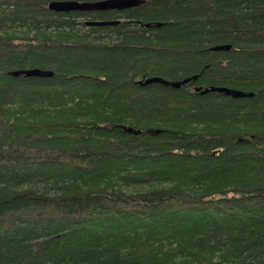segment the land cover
<instances>
[{
	"label": "trees",
	"instance_id": "obj_1",
	"mask_svg": "<svg viewBox=\"0 0 264 264\" xmlns=\"http://www.w3.org/2000/svg\"><path fill=\"white\" fill-rule=\"evenodd\" d=\"M49 1L0 0V264H264V0Z\"/></svg>",
	"mask_w": 264,
	"mask_h": 264
},
{
	"label": "water",
	"instance_id": "obj_2",
	"mask_svg": "<svg viewBox=\"0 0 264 264\" xmlns=\"http://www.w3.org/2000/svg\"><path fill=\"white\" fill-rule=\"evenodd\" d=\"M146 0H51L48 2V7L50 9L56 11H69V10H109V9H124L128 7H135L140 4L145 3ZM88 25H108V24H116L118 23L117 19H96V20H88L86 22ZM149 25V23H146ZM158 22L156 25H160ZM213 49H228L230 48L229 44H218L212 47ZM11 74L19 75L25 74L30 76H48L52 75L53 71L48 69H42L39 67H25V68H17L9 71ZM197 74L191 75L182 79H166L161 76H150L143 77L142 79L137 80L140 84L150 83V82H161L166 85H171L174 87H179L187 82L194 81L197 79ZM195 90L200 91L201 93H206L209 91H217L222 92L227 95H231L232 97H241V96H249L253 93L248 90H242L237 88H232L228 86H218V85H210L203 87L201 85H195ZM128 131H133L131 127H126ZM135 133L139 132V130H135Z\"/></svg>",
	"mask_w": 264,
	"mask_h": 264
},
{
	"label": "flooded vegetation",
	"instance_id": "obj_3",
	"mask_svg": "<svg viewBox=\"0 0 264 264\" xmlns=\"http://www.w3.org/2000/svg\"><path fill=\"white\" fill-rule=\"evenodd\" d=\"M140 5H141V4H140ZM135 7H136V6H135ZM128 8H130V7H128ZM124 9H126V8H124ZM124 9H119V10H124ZM117 20H118V23H119V22H121V21L129 20V19L124 18V17H123V14H122V16H121V17H118ZM141 25L148 26V27L151 26L150 23H149V25H147L146 23H141ZM230 48H231V47H230ZM194 87H195V86H194Z\"/></svg>",
	"mask_w": 264,
	"mask_h": 264
},
{
	"label": "rangeland",
	"instance_id": "obj_4",
	"mask_svg": "<svg viewBox=\"0 0 264 264\" xmlns=\"http://www.w3.org/2000/svg\"><path fill=\"white\" fill-rule=\"evenodd\" d=\"M123 187H126L128 189H133L135 187V185L131 184V185H127V184H124L122 185Z\"/></svg>",
	"mask_w": 264,
	"mask_h": 264
}]
</instances>
